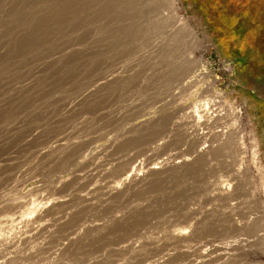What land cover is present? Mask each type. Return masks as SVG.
<instances>
[{"label":"rangeland","instance_id":"obj_1","mask_svg":"<svg viewBox=\"0 0 264 264\" xmlns=\"http://www.w3.org/2000/svg\"><path fill=\"white\" fill-rule=\"evenodd\" d=\"M0 264H264V0H0Z\"/></svg>","mask_w":264,"mask_h":264}]
</instances>
